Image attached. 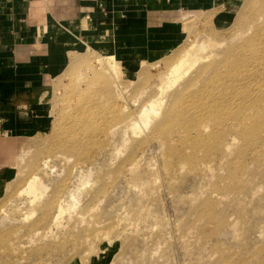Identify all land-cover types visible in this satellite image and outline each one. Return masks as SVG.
Returning a JSON list of instances; mask_svg holds the SVG:
<instances>
[{"label": "rangeland", "instance_id": "rangeland-1", "mask_svg": "<svg viewBox=\"0 0 264 264\" xmlns=\"http://www.w3.org/2000/svg\"><path fill=\"white\" fill-rule=\"evenodd\" d=\"M259 1L196 0L193 4L194 7L200 8L199 13L188 14L186 12L184 15L181 14L176 20L181 21L180 25L174 21L178 29H173L169 37L158 38V34L154 31L148 33L147 35L151 36L145 38L144 33H147L145 29L138 30L132 29V27L123 29L125 33L120 37L127 41V44L122 47L123 51L127 53L131 47L136 49L138 53L145 51L151 64L146 65L148 72L143 79L138 77V70H129L131 73L136 72L137 75H125V80L123 79L122 82L123 94L120 96L121 99L116 100L114 98L112 103L105 101L102 110L95 102L97 96L95 97L94 93H89L90 95L81 93L80 96L77 95L76 88L81 87L80 89L84 88L86 91L100 90L96 85L98 84L96 77L90 72L97 54L92 53L94 51L90 49L92 51L88 53L89 56L86 54L88 59L82 60L80 63V57H83L82 53L86 46L68 32H66L68 45H65L66 40L61 44V48L62 45L68 46L67 50H61V57L53 59L58 65H61L58 75L56 77L51 76L46 87L31 91V94L32 92H39V96L30 95L26 103L19 104L20 98L23 97V93H16L19 88L0 84L2 132L7 130L9 141H18L17 154L20 157L23 152H28L25 160L20 165L18 164L19 169L17 168L18 165H15V170L18 169L17 173H12L13 177L20 173L25 176V182L17 185L18 188L24 187L34 169L42 165L48 156L55 155L54 152L58 150L56 146L61 141V138L55 135L60 127H63V132L77 133V128L80 126V135L76 144L80 145V142L85 141V144H88V148L80 152L79 170L77 169L71 176L68 175L72 164H66L61 158L55 157L50 158L49 165L44 166L46 173L40 172L38 179L42 180L46 187L41 192L43 199L53 197L54 188L56 190L58 186L67 185L63 188L65 196L64 213L59 224L53 225L50 230L51 233L49 231L44 238L35 234L42 233L49 223L37 224L41 213L35 209V206L30 205V196L27 194L21 196L9 194L11 190L8 192L7 186L11 180L0 181V220L2 219L0 221V235H2V239H0V261L3 260L0 264H28L29 262H31L29 264H264V157L256 160L249 153L243 161L244 172L235 176V183L229 179L228 165L221 164L220 160L217 159V157L221 158L222 155L213 156V171L193 170L188 164L184 166L185 168H181L180 162H175L169 176L163 170L162 142L159 140L149 142L136 153L135 144L132 142L133 133L127 132L125 125L129 117L135 118L152 99L150 90L152 91V88L161 85L163 80L161 75L166 72L167 64L172 62L181 52L186 54L185 50L192 44L195 45L199 36H204L206 40L209 39L212 44L219 43L218 47L215 46V48L204 52L205 54L226 57L229 52L227 49H231L235 50V55L231 56L234 62L240 63L243 59L249 58L246 63L249 65L255 49L260 48L259 42L264 41L263 10L260 9ZM247 2L253 4L247 6ZM228 7L229 11L232 8L238 9L235 13L230 14L234 16L228 26L219 28L220 18L227 15ZM240 13L245 14L244 18H247L241 25L235 26V18L239 17ZM114 15L99 19L100 21L93 20V25L113 23L114 19L111 18ZM118 16L122 17L124 22H130L131 19H134L121 14ZM187 21H189V28L196 23L189 34L184 32L181 27ZM138 25L141 26L143 23L138 22ZM62 30L64 31V29ZM245 31L246 33L243 35ZM63 36H61L62 39H64ZM83 38L86 39V37ZM48 39L50 44L56 38L48 36ZM150 43L160 49L163 46L171 47L173 51L169 49L167 52L170 53L159 52L152 47L144 50L146 44ZM150 48L151 51H149ZM119 55L124 57L121 52ZM165 60L169 62L167 61V63ZM221 70L224 71V69ZM189 76L190 73L185 75L183 79H187ZM251 76H256L253 79H259L256 74ZM83 79H95L92 89L83 83L85 81ZM248 82L253 81L249 80ZM201 86L210 88L212 82H204ZM232 88H226V92H233ZM69 90L75 91V94ZM13 93L16 99H11ZM84 99H87V102ZM69 105L72 108L77 107L80 114L84 108L93 113L104 110L110 111L107 112L109 114L107 116L96 115L98 118L96 122L88 126L85 139L83 135L84 125L81 122L80 124H71L73 119L66 118L70 110ZM111 112L113 114H110ZM21 113H26L27 117H24L25 119L19 118L18 115ZM76 116L77 114L74 115V117ZM5 118L8 119L6 123L2 122ZM19 122L25 124H19ZM139 125L143 128V125L140 123ZM175 127L176 124H173L165 128L164 132L170 140L176 139L172 136ZM98 128H102L105 133L100 134L97 131ZM20 129H23L21 133ZM110 132L112 133L109 135ZM182 132L180 136L183 138L185 133ZM228 132L230 136L227 144L234 143V145L229 144L232 147L227 153L226 163L233 161L236 155L234 151L243 146L245 142L244 137L233 136L232 129H228ZM20 135L30 137L23 139ZM143 135L139 133L137 139L142 140ZM15 136L19 137L14 138ZM233 138H235L234 142L232 141ZM172 144L181 145V150L184 153H187L190 147L188 141L179 139L173 141ZM72 159L76 160V156H73ZM138 160L140 163L136 167L137 174L133 170L130 172L129 166L125 168L126 162L127 166L128 163L131 164ZM149 164H151L152 169L148 166ZM132 167L134 168V166ZM222 174L223 176L219 177ZM136 175L142 177L145 182H148L152 177L153 179L151 178L152 181H150L153 183V187L156 185L158 189L155 188L156 186L151 187V182H148L146 188L142 186L138 188L135 185L134 187L132 182L133 179H137L134 178ZM37 182L40 181L37 180ZM236 184H241L242 191H237ZM98 187H101L103 192H97V195L92 198L89 193ZM149 187L157 191L151 190L150 192ZM5 193L6 195H4ZM147 193H151L152 197L150 198ZM141 195L143 198L146 196L144 199H147L145 201L140 200ZM137 196L140 198L138 199ZM135 199L136 202H133ZM148 199L153 202L149 200V205H146ZM205 199L212 201L211 203L215 205L211 207L214 215L202 221L199 219L197 208ZM128 206L147 214L143 213L147 216L143 220L144 223L140 222L137 225L138 234L136 228H133V217L130 216L133 209ZM147 209L149 213L145 211ZM12 212L13 214L17 213L13 216ZM127 212L129 215L126 214ZM31 213L35 214L34 217L29 216ZM125 221L128 223L125 224ZM130 222L133 223L130 224ZM145 232L146 234H144ZM141 233L146 237H142L143 234L141 235ZM68 234L74 236L70 237ZM149 237L151 240L156 237V240L153 239L155 242L151 241ZM75 243L76 247H74ZM130 245L132 246L130 247ZM14 248H17L16 251ZM261 250L263 253L260 254L259 258H256L255 255Z\"/></svg>", "mask_w": 264, "mask_h": 264}, {"label": "bare ground", "instance_id": "bare-ground-1", "mask_svg": "<svg viewBox=\"0 0 264 264\" xmlns=\"http://www.w3.org/2000/svg\"><path fill=\"white\" fill-rule=\"evenodd\" d=\"M247 4H246L247 6H250L253 3L247 2ZM259 5H260V9L263 10L262 25L264 27V0H260ZM237 9L238 8H232L231 11H229V7H228L227 9L228 13L227 15L222 16L220 18L218 27L219 28L227 27L231 18L234 16L230 14L235 13ZM186 12H188V14H192V13L198 14L199 9H186L183 11L182 15H184ZM244 16L245 14L240 13L239 17L235 18L236 19L235 26H239L242 24V22H244V20L247 18V17L244 18ZM125 22L122 21L121 18H115L113 23H110V24L103 23L98 26H94L93 21L90 19L89 20L87 19L83 23L79 22L81 24L68 23L64 25V29H66L69 33L73 34L75 38L79 40L81 44H84L86 46L85 51L82 53L83 57H80V63L82 60L88 59L87 55L90 51L93 50L94 52L92 53H94L95 55L97 54V56H95L96 57L95 63L90 72L94 77H96V81L98 83L96 85L98 86L100 90L99 91H91V90L86 91L84 90V88L80 89L81 87L79 89L78 87L76 88H77V95H80V96L82 95L81 93H85V95H90L89 93H94L95 97L97 96V98H95V102L97 103L100 110H102L103 103L105 101H110L112 103L114 98H116V100L118 98L121 99L120 96L123 94V90H122L123 83L122 82H123V79L125 78V75L126 76H128L129 74L137 75V73H139L138 77L143 79L147 76V72H148V70L146 69V65L151 64V62L148 60V55L145 51H140L138 53V51H136V49H134L133 47H131L130 51H127V53L123 51L122 49L123 45L127 44V41H124V38L120 37L121 35L125 33L123 32V29L125 30L126 28H129V27H132V29H138V30L145 29L147 31V33H144L145 38L146 36L147 37L151 36L147 34L151 32L153 33L154 31L158 34V38L169 37L170 32L173 29L175 30L178 29L177 24H174V23L171 25L151 28V27L145 26V24L141 26L138 25L137 19H131L130 22H126V23ZM177 22L180 25L181 21H176V23ZM188 22L189 21H187L186 23L184 22V24H182L181 27L184 32L189 34L191 29L195 27L194 25L196 23L193 24V26L191 25L192 27L190 26L191 28H189ZM179 30H180V26H179ZM245 33L246 31L243 33V35ZM83 37H86V39H84ZM58 40L60 44H62V42H64V40L66 39L65 38L62 39L61 36H59ZM89 40L94 41V42H90ZM58 44L59 43L56 40L50 43V46H49L50 47L49 48V59L50 61H52L51 62V76L52 77L54 76L56 77V75H58V72L61 69V65H58L53 60L54 58L58 59L59 57H61V54H62V51L58 48ZM146 45H145L146 47L144 50H146L148 47H152L159 52L160 51L167 52L169 51V49L170 51H173L171 47L166 48L165 46H163L162 49H160V48H157L153 43L146 44ZM259 45H260V48L258 50L255 49L254 53L251 56L252 63L250 62L249 65H246L247 60L249 58L243 59L242 62L240 63L238 61L234 62L232 60L231 56L235 55V50L227 49L229 52L226 54L227 55L226 57L224 56L218 57L216 54L214 55L213 54L209 55L208 53L205 54L204 52L212 48H215V46L218 47L219 43L212 44L210 43L209 39L206 40L204 36H199L196 39V44L195 45L192 44L191 47L185 50L186 54L181 52V54L175 57V59L172 62L165 60L166 62L168 61L169 63L167 62L168 63L167 64L165 62V64H167L166 72H164L161 75L163 77L161 85L158 87L152 88V91L150 90V95L152 99L148 101L147 105L145 106V109L142 110L135 118L132 119V117H129L125 122L126 131L133 133L132 142L135 144L134 145L135 152L137 153L139 150L143 148L145 144L149 142H153L155 140H159L160 142H162L163 158H164L163 170L168 175L171 174L174 168L175 162H180L181 168H185L184 166L188 164L190 168L193 170H201L202 172H209L210 170L213 171V160H212L213 156L222 155L221 158L217 157V159L220 160L221 164L228 165L229 179L233 180L235 183V176L239 173L244 172L243 161L246 159V157H248L249 153H251V155L255 157L256 160L261 157H264V41L263 40L260 41ZM149 51H151V48L149 49ZM119 52H121V55L124 56L123 57L124 59L120 57V55L118 56ZM167 53H170V52H167ZM125 60H127L128 62H126ZM221 69H224V71ZM129 70L131 71L138 70V72L131 73ZM188 73H190V76L187 79H183L185 75H187ZM253 74L258 75L259 79H253L256 77V76H251ZM83 80H85L83 83H85L86 86L92 89V85L95 79H83ZM249 80H252L253 82H248ZM204 82H207V83L212 82V86L210 88H203L201 84ZM129 83H132V82L129 81ZM229 87L231 88L233 87L232 88L233 92H229V91L226 92V88H229ZM28 91H31V90H28ZM28 91H23V97L20 98L19 104L26 103L28 99L30 98V95L32 96L35 95V97L36 95L39 96V93L29 94ZM71 91L72 93L75 94V91L73 90ZM84 100L85 102H87V99H84ZM70 107H68L70 109L68 113L70 114L68 115L67 113L66 116L68 117L66 118H69V120L73 119V121L70 122L71 124H80L81 122L84 125L83 135L85 139H86L85 135L87 134L86 132L88 131V126L96 122L98 118L96 115L107 116L109 115L107 112L110 111V110H104L103 112L97 111L93 113V112H89L87 108H84V110L80 114V112L78 113L79 109L77 107H74V108L72 107L70 108ZM76 114L77 116L74 117V115ZM110 114H113V113L111 112ZM22 115L24 116L22 117ZM18 117L25 119L24 117H27V114L21 113L18 115ZM7 120L8 119L5 118L2 120V122L6 123ZM138 122L141 125H143L142 126L143 128H141ZM1 124L2 123L0 121V136H1L0 137V181L2 180V181L7 182V180H11L10 183H8L9 185L7 186L8 192L11 190L9 194H12V195L17 194L18 196L27 194L28 196H30L31 198L30 205L35 206V209L41 213L40 217L38 218L39 221L37 222V224L39 225L43 223H49L48 227L42 233L36 232L37 234H35L33 232V235L34 234L41 235L42 238H44L48 234V232L51 230V227L53 225L56 226L59 224L60 219L64 213L63 203L65 202L64 200L65 196H64L63 188L66 187L67 185L63 184L61 186H58L56 190L54 188V196L46 197L43 199L41 192L45 190L46 187L42 183V180L38 179L40 172H43V174H45L46 172H44L45 171L44 166L49 165V162H50L49 159L52 157H55V158H61L62 161H64L66 164L67 163L72 164L69 169V175H68V176H71L80 167V152L83 149H87L88 144H85L86 141L80 142V145L76 144V141L80 135V126L77 128V133L63 132L64 130L63 127H60L58 129L57 134L55 135L61 138L60 143L58 144V146H56L58 150L54 152L55 155L48 156L45 159V162L43 161L44 163H42V165H39L37 169H34V171L29 176V179L27 180V183L24 185V187L18 188L17 185L25 182V176H23V174L20 173L19 175H16V177H13L12 173H15V172L17 173V170L20 167L19 166L20 163L25 160V156L28 155V152L26 151L23 152L21 154V157L17 154L18 148H19L18 141L17 142L9 141L7 130L3 133L2 132L3 128L1 127ZM173 124H176V127L174 128L172 132V136L176 139L188 141L190 143V147L188 148L187 153H184L181 150V145L179 146L173 145L172 142L176 141V139L170 140L169 137L164 132L167 126L173 125ZM228 129L233 130V136H237V137L241 136L242 138L244 137L243 139L245 140V142L243 146H241L240 148L234 151L236 155L234 156L233 161H227L226 163V160L228 159L227 153L232 147V146H229V144L234 145V143L227 144L228 137L230 136V134L228 135L229 133ZM97 131L100 134L105 133L103 132L104 130L102 128H98ZM178 131H181V132L183 131L182 133H185V136L182 138L180 136L181 132H178ZM186 131L188 132L187 134H186ZM111 133L112 132H110L109 135ZM139 133L144 134L143 135L144 138L142 137L143 138L142 140L137 139L138 138L137 135ZM17 137L15 136L14 138H17ZM25 137H30V136L28 135L22 136L23 139ZM234 140L235 138H233L232 141L234 142ZM132 148H133V145H132ZM73 156H76V160L72 159ZM126 163H125V168L129 166L130 172L131 170L136 172V167L139 165L140 160L136 162H132V163L130 162L131 164L128 163L127 166H126ZM16 164L17 165L19 164L17 166L18 168L17 170H15ZM132 166H134V168ZM148 166L151 167V164H149ZM154 167L156 169V166ZM154 176H156V174H154ZM222 176L223 174L220 175L219 177H222ZM134 178L135 179L137 178V179L136 180L133 179V182L131 181L132 185L133 186L135 185L138 188L140 186L145 187L148 185V182L152 181L151 180L152 177L150 178L151 181L149 180L148 182H145L144 179H142V177L138 175H136ZM157 179H158V175H157ZM37 180L40 182H37ZM151 183H150V186L152 185L151 187H153V183L152 184ZM173 183L175 184L176 182L174 181ZM133 186H131V188H133ZM236 187H237V191L241 190L242 188L241 184H236ZM153 188H150V192L151 190H153L154 192L156 189H158L157 186L155 187L156 189H153ZM12 189H14L15 191ZM255 191H257V189H255ZM97 192H103L101 187L95 188L89 194H91L93 198V196L97 195ZM4 195H6V193ZM147 195H149L150 198L152 197L151 193L149 194L147 193ZM140 197L143 198L142 195ZM140 197H138V199ZM145 197L146 196H144V198ZM142 198L140 199L142 201H145L147 199V198L146 199L143 198L144 199L143 200ZM140 200H137V201H140ZM149 200L150 199H148V202H146L147 204L145 202L143 203L146 205H149L148 204ZM150 201L153 202L152 200ZM133 202H136V199ZM211 202L212 201L205 199L198 206L197 211L199 213L200 220L203 221V219L211 218L214 215L212 214L214 213V211L211 209V207L215 205ZM143 203L142 205H144ZM133 205L131 204V206ZM128 207L131 208L130 206ZM148 209L145 211L148 212ZM13 212H14V209H13ZM16 213L17 212H15L14 214L16 215ZM131 213L132 214H130V216L133 217L132 221L134 223L130 222V224L133 223V228H136L137 230L138 223L140 222L144 223L143 220L145 219V217H147L146 216L147 214L144 211H141L138 209L137 210L133 209V212ZM143 213H145L146 215ZM126 214H128V212ZM34 215H35L34 213H31V215L29 216L34 217ZM124 223L126 224L128 222L125 221ZM145 223H148V222H145ZM139 225L142 226L141 224ZM140 226L138 227L141 228ZM138 230L136 231L137 234L139 232ZM49 233H51V231ZM99 233L101 235V232ZM142 234L143 233H141V235ZM144 234H146V232ZM15 235H14V238H15ZM143 235L142 237H146L145 235L144 236ZM153 235L155 236V233ZM69 236L73 237L74 235L70 234ZM36 237L37 236H35V238ZM156 237H154L155 240H156ZM97 238H98V235H97ZM150 238L151 237H149V239ZM0 239H2V235H0ZM153 239L152 240L150 239V240L155 242V240ZM135 244H136V241H135ZM131 246L132 245H130V247ZM20 247H17V248H20ZM74 247H76V243ZM10 248H11V245H10ZM17 248H14V250L16 251ZM261 253H263L262 250L260 252H257L255 257L259 258ZM2 261L0 262L2 263Z\"/></svg>", "mask_w": 264, "mask_h": 264}, {"label": "crops", "instance_id": "crops-1", "mask_svg": "<svg viewBox=\"0 0 264 264\" xmlns=\"http://www.w3.org/2000/svg\"><path fill=\"white\" fill-rule=\"evenodd\" d=\"M195 2L196 0H0V84L19 88L17 94L46 87L51 79L52 62L49 59L48 36L56 38L52 42L57 40L60 50H67L68 46L65 45H68V31L64 29L65 24H81L87 19L100 21L99 19L113 14L115 15L111 19H122L118 16L121 14L137 19L147 27L156 28L174 23L186 9H200L194 7ZM59 36L67 41L62 48ZM31 91H28L29 94ZM11 96V99H16L14 93ZM22 130L20 129V133Z\"/></svg>", "mask_w": 264, "mask_h": 264}]
</instances>
